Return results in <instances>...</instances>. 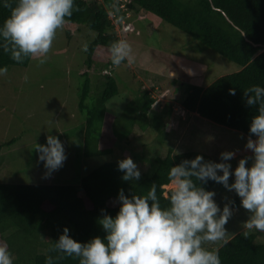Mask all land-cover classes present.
Returning a JSON list of instances; mask_svg holds the SVG:
<instances>
[{
    "label": "rangeland",
    "instance_id": "374dc122",
    "mask_svg": "<svg viewBox=\"0 0 264 264\" xmlns=\"http://www.w3.org/2000/svg\"><path fill=\"white\" fill-rule=\"evenodd\" d=\"M98 1L107 9L119 40L130 43L135 62L128 65L125 61L119 67L109 68L106 60L98 59L88 65L83 48L89 47L96 32L87 25L65 23L57 32L46 63L40 65L32 59L28 66L8 67L6 75H0V181L74 183L106 161L127 157L134 160L141 174L152 175L156 158L164 157L170 150L201 151L218 163L222 162V152L234 151L235 157L228 161L234 173L239 160L252 155L245 147L249 136L186 110L182 102L192 85L206 88L242 67L142 9L128 11L120 18L117 9L124 12L128 0ZM84 72L92 81L88 105L102 90L98 87L101 73H111L117 79L120 93L107 106L116 117L114 129L118 135L99 139V147H110L111 153L89 157L81 154L85 114L79 102ZM141 87L149 90L154 104L148 117H138L132 124L137 113L131 104L143 94ZM48 135L61 140L67 156L63 166L50 176L45 175L44 163L34 150L37 143L46 144ZM12 139L16 141L9 145ZM229 182H234V175ZM210 191L215 192L214 199L221 210L226 203L233 210L225 226L226 240L243 233V224L250 214L241 206L240 197L220 183ZM260 233L257 240L264 242V233ZM222 244L223 241L206 246L216 250Z\"/></svg>",
    "mask_w": 264,
    "mask_h": 264
},
{
    "label": "trees",
    "instance_id": "16d2710c",
    "mask_svg": "<svg viewBox=\"0 0 264 264\" xmlns=\"http://www.w3.org/2000/svg\"><path fill=\"white\" fill-rule=\"evenodd\" d=\"M106 2L110 3V0ZM3 4L4 0H0V26L10 14V9ZM74 4L79 10L74 8L66 23L87 25L96 32L86 51L88 65L99 59L106 60L107 66L112 67L109 48L119 37L107 9L98 0H74ZM141 9L185 31L205 47L242 67L238 72L219 77L206 88L192 85L182 106L249 136L258 106L246 104L244 90L254 85L264 87V0H128L125 11H117L122 18L128 11ZM31 60L18 63L0 47V69L28 66ZM83 74L86 78L79 102L80 110L85 114L81 154L89 157L111 153L110 147H99V139L104 141L106 137L118 135L114 129L116 117L107 106L120 93L117 79L111 73H101L98 87L102 90L94 103L88 105L86 100L92 81L87 72ZM230 89H235V95L229 93ZM140 90L143 94L131 104L137 113L132 124L138 117H148L154 104L149 90L145 87ZM15 141L12 139L8 144ZM197 155H202L205 161L218 163L213 156L201 151L173 153L170 150L164 157L156 158V170L152 175L141 174L139 180L124 181V173L118 169L119 161L113 160L100 164L74 183L0 181V243L8 246L14 264H46L48 255H57L50 249L65 227L69 229V235L81 243L97 236L103 239L107 234L99 223L104 214L101 210L115 217L120 207L117 198L121 189L131 198L146 195L156 184L161 207H167L170 168ZM217 184L209 180L202 186L210 191ZM235 205L237 207L238 203ZM260 234L250 232L245 238L243 233H237L227 243L223 242L216 249L222 264H264V242L257 240ZM56 264H79V261L64 257Z\"/></svg>",
    "mask_w": 264,
    "mask_h": 264
},
{
    "label": "clouds",
    "instance_id": "9594fccd",
    "mask_svg": "<svg viewBox=\"0 0 264 264\" xmlns=\"http://www.w3.org/2000/svg\"><path fill=\"white\" fill-rule=\"evenodd\" d=\"M10 9L9 16L0 26V47L11 59L22 63L25 59L47 62L48 54L58 30L66 18L71 17L74 0H4ZM87 51V45L83 48ZM114 67L125 61L135 62L133 50L126 40L113 42L109 48ZM7 68L0 69L6 75ZM27 80V77H25ZM229 93L235 95V89ZM248 106L257 107L250 134L245 145L252 155L239 160L234 173L228 161L234 151L220 154L222 162L205 161L202 155L172 166L168 172L170 188L167 207H161L157 186L153 184L144 196L118 195L119 211L113 217L101 210L99 219L106 237H94L81 243L69 235L65 227L50 249L57 253L48 255L46 264H56L64 257L76 258L79 264H222L218 250L206 245L223 241L227 243L226 224L233 215L231 204L221 210L215 201V192L202 185L209 180L223 184L241 199V206L250 214L243 224L247 238L252 230L264 232V87L254 85L244 90ZM255 137V139L253 138ZM34 150L44 163L50 176L59 170L67 159L65 148L57 136L48 135L46 144H36ZM249 160L251 165L249 166ZM124 181L139 180L141 172L131 157L118 162ZM222 172V174H220ZM234 175V182L230 177ZM0 264H14L6 244L0 243Z\"/></svg>",
    "mask_w": 264,
    "mask_h": 264
},
{
    "label": "built area",
    "instance_id": "2783aa9c",
    "mask_svg": "<svg viewBox=\"0 0 264 264\" xmlns=\"http://www.w3.org/2000/svg\"><path fill=\"white\" fill-rule=\"evenodd\" d=\"M125 27H126V29H127V28H129V26H128V25H125Z\"/></svg>",
    "mask_w": 264,
    "mask_h": 264
}]
</instances>
